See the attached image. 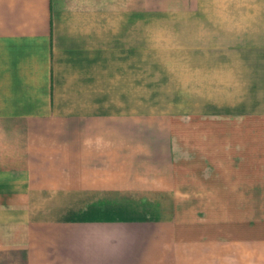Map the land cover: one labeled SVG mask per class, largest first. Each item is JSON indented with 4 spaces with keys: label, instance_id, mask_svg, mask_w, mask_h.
Wrapping results in <instances>:
<instances>
[{
    "label": "crops",
    "instance_id": "crops-1",
    "mask_svg": "<svg viewBox=\"0 0 264 264\" xmlns=\"http://www.w3.org/2000/svg\"><path fill=\"white\" fill-rule=\"evenodd\" d=\"M204 30L226 55L192 153L139 115V47ZM238 208L264 209V0H0V264H264Z\"/></svg>",
    "mask_w": 264,
    "mask_h": 264
},
{
    "label": "rangeland",
    "instance_id": "rangeland-1",
    "mask_svg": "<svg viewBox=\"0 0 264 264\" xmlns=\"http://www.w3.org/2000/svg\"><path fill=\"white\" fill-rule=\"evenodd\" d=\"M209 40V31L204 30L192 34L185 41L199 45L139 47V115H153L155 120L168 116L173 124V136L179 139L182 147L192 153L202 148H206L208 152L210 92L215 86V75L211 70L213 61L217 59L220 78L223 66L220 64V52L222 56L226 55V49H211L208 46ZM220 97L218 95V99ZM202 194V198L199 197L201 203L194 205L195 208L191 210L199 215V225L208 228V191ZM188 210L187 212L190 211ZM238 210L242 213L249 212L250 218L264 215V209L259 208L233 209L235 212Z\"/></svg>",
    "mask_w": 264,
    "mask_h": 264
}]
</instances>
